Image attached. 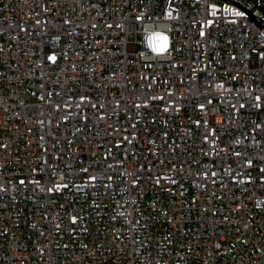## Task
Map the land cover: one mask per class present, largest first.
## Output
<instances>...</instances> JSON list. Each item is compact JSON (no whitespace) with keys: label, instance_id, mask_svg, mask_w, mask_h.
<instances>
[{"label":"built area","instance_id":"obj_1","mask_svg":"<svg viewBox=\"0 0 264 264\" xmlns=\"http://www.w3.org/2000/svg\"><path fill=\"white\" fill-rule=\"evenodd\" d=\"M0 264H264V0H0Z\"/></svg>","mask_w":264,"mask_h":264}]
</instances>
